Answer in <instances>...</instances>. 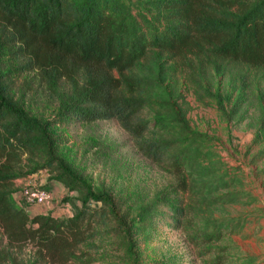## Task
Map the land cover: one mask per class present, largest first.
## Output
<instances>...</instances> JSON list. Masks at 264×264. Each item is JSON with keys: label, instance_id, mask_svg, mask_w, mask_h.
Returning <instances> with one entry per match:
<instances>
[{"label": "trees", "instance_id": "trees-1", "mask_svg": "<svg viewBox=\"0 0 264 264\" xmlns=\"http://www.w3.org/2000/svg\"><path fill=\"white\" fill-rule=\"evenodd\" d=\"M0 46L13 48L17 71H35L57 105L56 123L65 117L115 119L142 156L168 166L175 185L188 191L186 173L202 167L197 131L186 121L180 137L150 130L139 114L158 82L132 69L151 48L172 58L216 57L264 66V0H0ZM57 142L0 81V261L18 264L12 250L29 247L35 264L93 262L87 248L110 230L122 233L131 252L130 228L146 213L126 219L107 192L92 188L57 155ZM41 168L47 169L48 181L79 193L68 215H29L20 203L29 204L14 199L13 180ZM198 185L203 190L205 182ZM164 202L174 226L200 246V255L220 238L222 218L208 216L196 225L186 217L187 204Z\"/></svg>", "mask_w": 264, "mask_h": 264}, {"label": "rangeland", "instance_id": "rangeland-1", "mask_svg": "<svg viewBox=\"0 0 264 264\" xmlns=\"http://www.w3.org/2000/svg\"><path fill=\"white\" fill-rule=\"evenodd\" d=\"M12 50L0 46V81L30 117L59 139L54 144L57 155L92 188L107 192L126 219L146 213L130 228L131 252L122 233L110 230L87 248L96 260L84 264H264V66L216 57L172 58L151 48L132 69L158 82L139 114L150 130L180 137L186 121L197 131L202 167L186 173L190 189L183 191L175 185L171 169L142 156L115 119L75 122L65 117L56 123L57 105L35 71L15 69ZM48 175L41 168L14 179L16 191L30 185L51 195L45 204L19 203L29 215H68L78 205L79 193L48 181ZM165 200L187 204L186 217L196 225L208 216L222 218L220 238L200 255V246L174 226ZM12 251L18 264H35L29 247ZM0 264L14 262L3 258Z\"/></svg>", "mask_w": 264, "mask_h": 264}, {"label": "built area", "instance_id": "built-area-1", "mask_svg": "<svg viewBox=\"0 0 264 264\" xmlns=\"http://www.w3.org/2000/svg\"><path fill=\"white\" fill-rule=\"evenodd\" d=\"M17 201L24 199L28 204H45L51 198L50 192L43 188H32L30 185L22 188L19 191H15L13 194Z\"/></svg>", "mask_w": 264, "mask_h": 264}]
</instances>
